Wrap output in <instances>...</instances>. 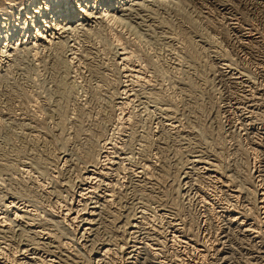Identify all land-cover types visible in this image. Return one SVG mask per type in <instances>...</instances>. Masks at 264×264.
<instances>
[{
    "label": "rangeland",
    "instance_id": "obj_1",
    "mask_svg": "<svg viewBox=\"0 0 264 264\" xmlns=\"http://www.w3.org/2000/svg\"><path fill=\"white\" fill-rule=\"evenodd\" d=\"M26 2L0 0V264H264V0Z\"/></svg>",
    "mask_w": 264,
    "mask_h": 264
},
{
    "label": "bare ground",
    "instance_id": "obj_2",
    "mask_svg": "<svg viewBox=\"0 0 264 264\" xmlns=\"http://www.w3.org/2000/svg\"><path fill=\"white\" fill-rule=\"evenodd\" d=\"M11 1V0H10ZM27 2H26V4H25V6L24 7H21L20 8V10H18V15H17V18L19 19V20H23V19H27V18H33V17H37V15H36V13L37 12H40L39 11V9H40V7L42 6L41 4H43V3H45L47 0H26ZM124 1V0H123ZM62 2V1H61ZM25 3V2H24ZM47 3H49V2H47ZM51 3V2H50ZM55 3V2H54ZM58 3V2H57ZM51 4H53V2L51 3ZM114 4V3H113ZM23 5V4H22ZM59 6V5H58ZM61 6V5H60ZM19 9V8H18ZM45 9V8H44ZM55 9V8H54ZM58 10V9H57ZM63 10V9H62ZM57 12V11H56ZM60 12V11H59ZM106 13V12H105ZM16 14V13H15ZM108 14V13H107ZM106 14V15H107ZM105 15V14H104ZM41 17V16H40ZM111 17V16H110ZM53 25V24H52ZM17 27V26H16ZM39 35V34H38ZM39 36H41V35H39ZM186 39H188V38H186ZM192 43V42H191ZM190 44V43H189ZM3 45V44H2ZM27 47V46H26ZM31 47V46H30ZM48 48V47H47ZM194 50V49H193ZM192 51V50H191ZM10 56V55H9ZM66 62V63H65ZM60 67L61 66H69V64H68V59L66 58V59H60L59 60V64H58ZM62 68V67H61ZM88 141H90V143H89V145H88V147H87V150L85 151V156H89V157H91V156H94L93 155V153H94V150H97L96 148H98V150L100 149V152H99V155H101L102 154V152H104V143H102V144H98L97 142H95V141H92L91 142V140H88ZM86 149V148H85ZM84 151V150H83ZM97 155H98V153H97ZM98 155V156H99ZM104 156V155H103ZM97 157V156H96ZM95 157V158H96ZM100 157L101 156H99V158H96V160L94 159V162L96 163V162H99V160H100ZM86 158V157H85ZM102 158H104V157H102ZM101 158V159H102ZM87 159V158H86ZM87 161H89V159L87 160ZM90 163V162H89ZM87 169V168H86ZM85 174H89V171L87 172H84ZM84 176V178H87L88 176ZM81 195V194H80ZM17 215V214H16Z\"/></svg>",
    "mask_w": 264,
    "mask_h": 264
}]
</instances>
